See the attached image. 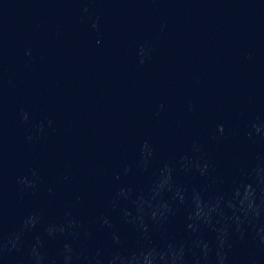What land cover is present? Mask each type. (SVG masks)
I'll use <instances>...</instances> for the list:
<instances>
[{
  "label": "clouds",
  "instance_id": "clouds-1",
  "mask_svg": "<svg viewBox=\"0 0 264 264\" xmlns=\"http://www.w3.org/2000/svg\"><path fill=\"white\" fill-rule=\"evenodd\" d=\"M256 235L259 238V243L264 244V237H261L258 231L256 232ZM231 247V231H229L225 233L222 239H219L214 245H212L207 257L194 254L193 259L194 261H201L203 264H207L209 259L213 258L214 264H229ZM6 251L7 249L0 248V256H3ZM28 255L31 264H38L37 258L31 250ZM46 260V257H42L40 264H45Z\"/></svg>",
  "mask_w": 264,
  "mask_h": 264
}]
</instances>
